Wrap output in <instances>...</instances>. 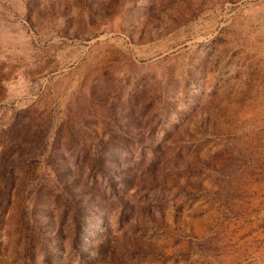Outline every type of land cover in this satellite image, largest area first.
<instances>
[{"label": "rangeland", "instance_id": "1", "mask_svg": "<svg viewBox=\"0 0 264 264\" xmlns=\"http://www.w3.org/2000/svg\"><path fill=\"white\" fill-rule=\"evenodd\" d=\"M0 264H264V0H0Z\"/></svg>", "mask_w": 264, "mask_h": 264}]
</instances>
